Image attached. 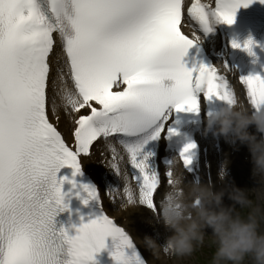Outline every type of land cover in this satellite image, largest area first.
<instances>
[{"label":"snow or ice","instance_id":"6c2138e0","mask_svg":"<svg viewBox=\"0 0 264 264\" xmlns=\"http://www.w3.org/2000/svg\"><path fill=\"white\" fill-rule=\"evenodd\" d=\"M253 0H0V264H96L112 237L115 264H145L133 238L106 214L95 188L81 187L100 204V215L70 235L56 227L64 211L65 166L81 172V156L103 140L112 169L127 155L138 194L123 186L121 200L138 197L156 213L160 172L145 146L167 128L171 109L198 113L202 98L234 104L237 94L216 67L189 69L182 62L199 36L182 30L187 20L207 32L210 18L233 24L235 12ZM264 3V0H261ZM253 41L243 48L251 52ZM233 47H241L233 43ZM225 68L229 69L225 64ZM165 81H171L166 85ZM246 103L264 107V78L239 77ZM202 97V98H201ZM77 114L74 146L49 114ZM86 111L88 114H81ZM195 144L180 154L187 167ZM173 161L166 171L171 183ZM73 182V187H75ZM119 188L110 189L113 202ZM87 203V201H85Z\"/></svg>","mask_w":264,"mask_h":264},{"label":"clouds","instance_id":"9594fccd","mask_svg":"<svg viewBox=\"0 0 264 264\" xmlns=\"http://www.w3.org/2000/svg\"><path fill=\"white\" fill-rule=\"evenodd\" d=\"M199 42L200 37L195 43ZM253 127L255 132L250 131ZM209 132L230 145L247 146L255 186L240 188L229 182L227 160L217 173L219 189L211 180L186 183L185 167L179 169L174 158L171 183L156 211L169 235L163 243L145 235L143 244L156 259L163 256L185 264L206 244L212 254L205 264H264V107L253 111L238 98L234 104L223 103L208 113L205 134ZM122 179L134 193L128 177ZM225 196L230 205L224 203ZM140 206L139 198L133 197L121 200L118 208L126 211Z\"/></svg>","mask_w":264,"mask_h":264},{"label":"bare ground","instance_id":"6f19581e","mask_svg":"<svg viewBox=\"0 0 264 264\" xmlns=\"http://www.w3.org/2000/svg\"><path fill=\"white\" fill-rule=\"evenodd\" d=\"M185 31L188 34H191L190 30L187 27H185ZM59 110H63V108H60ZM69 118H70L69 115H66V117H64L61 120V129L65 132H66L67 127L69 126V122H68ZM146 147H147V145L145 146V149H146ZM118 150L124 156V160L120 163V168H121L122 172L126 171L128 173V181L131 183L132 169H131L130 164L128 163L127 155H126V153H124L123 149L120 148V146L118 147ZM100 151H102V149ZM99 152H97V155ZM97 155H95L94 157H97V159H99ZM87 160H88V162H86V164H87L86 166H89V163H90V166L92 169L93 164H94V158L91 157ZM224 162H225V160L222 161V163H224ZM111 165H112L111 162L106 161V168L103 169L102 167H100L97 164V166H99L98 169L100 171L104 172L105 170H107L109 172V178L110 179H109L108 183H106L108 188L109 189L119 188V193L116 194L115 202H113V198L111 195L108 200L104 199L103 204H104V208L107 211L108 215L115 217L119 223H122V217H121L122 211L119 210L118 205H119V203L121 201V197L123 195L124 180L122 179V176L118 177L116 175V173L112 169ZM214 167H217L216 162H214ZM126 219L127 220H126V223L124 224V226L127 227V229L130 231V234L134 240V243L137 245V247H141V249L143 250V252H142L143 255H146L147 262L150 264H155L153 257L150 256L148 250L146 249V247L142 243L143 238L145 235H148V236H152V237L156 238L159 241L161 238H164L165 236L167 237V235H169V233L163 227V225L158 221V219L156 220V218H154L152 216V214H150L147 211H143V215L139 221H137L135 218H131L129 216H127Z\"/></svg>","mask_w":264,"mask_h":264},{"label":"rangeland","instance_id":"374dc122","mask_svg":"<svg viewBox=\"0 0 264 264\" xmlns=\"http://www.w3.org/2000/svg\"><path fill=\"white\" fill-rule=\"evenodd\" d=\"M204 247H206L207 248V246L205 245ZM206 257V256H205ZM205 257H202L203 259H205ZM177 262L179 263V264H185V262H183V261H179V260H177ZM192 260L191 261H188L187 262V264H192Z\"/></svg>","mask_w":264,"mask_h":264}]
</instances>
